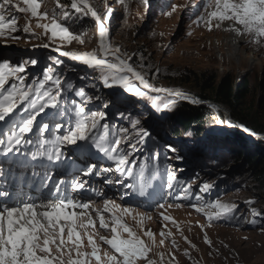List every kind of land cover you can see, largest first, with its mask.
I'll list each match as a JSON object with an SVG mask.
<instances>
[{
	"label": "rangeland",
	"instance_id": "rangeland-1",
	"mask_svg": "<svg viewBox=\"0 0 264 264\" xmlns=\"http://www.w3.org/2000/svg\"><path fill=\"white\" fill-rule=\"evenodd\" d=\"M19 2L22 4V0ZM209 2L211 0H124L123 3L120 0H88L106 26V41L113 48H120L122 58L127 59L133 68L145 76L152 89L159 90L143 89L139 81L130 76L131 83L146 91L147 96L134 95L119 82L112 80L106 85L101 70L62 55L64 51H100L94 33L95 29L99 30L98 23L90 14L85 16L72 9V0H42L40 11L48 12L49 18L40 22L50 23L54 16L69 32L80 35L84 43L77 40L69 42L59 37L53 39L50 32L44 35V29L36 27L37 19L32 18L30 13H19V30L11 36L0 37V61L8 62L12 67H24L25 70L17 74L23 77L22 86H35L51 67L53 77L60 80L61 89L57 108H48L45 113L38 115L33 122V133L25 134V139L33 140L36 146L27 148V144L22 143L18 146L20 151L6 154L11 156L16 152V161L28 159L33 163L38 161L51 165L48 167L53 173L50 187L63 181V191L66 185L76 180L83 181L84 190L68 188L65 194L79 201L90 202L91 208L101 210L110 227L113 226L112 217L105 210L106 200L111 199L120 208H132L133 213L124 215L123 222L152 249L148 259H140L137 264H148V260L154 261V264H264V196L257 192L254 181L243 170L240 155H233L234 147L242 149V152L250 147L247 144L252 140L246 135L248 132L244 131L248 127L241 124L236 129L238 123L229 117L226 106L208 99L204 100L209 102L201 104L210 117L203 131L176 138L168 134L169 125L164 119L165 114L171 110L170 102L178 98L169 95L170 92L194 95L178 87L181 72L191 69L200 74L208 71L214 74L219 66L216 64L220 61L221 68L229 72L233 79L244 75L247 83L252 86L264 80V39L255 43L247 34L237 35L228 30L227 24L232 21H224L219 27H215L216 21H213L211 31L203 22L197 24V13L206 15L204 8ZM65 10L69 12L67 18L63 15ZM29 21L36 35L23 31ZM234 37L236 40L241 39L239 46L243 51L238 59L228 54L227 40ZM31 60L36 63L32 64ZM56 60L62 63L56 64ZM109 60L114 62L111 57ZM12 83H18L14 76L9 78L5 87ZM50 86L55 87L51 81L45 84L46 88ZM78 90H83L90 99L84 100L77 96L75 93ZM259 95L261 91L255 86L248 98L253 101ZM182 100L199 104L188 99ZM25 106L26 102L19 105L12 115L19 119L15 113ZM76 106H82L86 113L105 114V119L99 123L108 124L109 138L117 134L120 136L119 147L128 154L130 162L136 164L137 174L140 167L147 164L144 195L140 194L138 179L116 172L114 161L94 147L93 140L98 141V136L105 131L103 129H99L92 140L65 143L60 162L47 159L44 153L52 151L55 138L66 134L75 123ZM250 107H257V104ZM255 109L254 115L259 116V122L264 123V110ZM0 123L8 132L10 125ZM43 123L49 124L48 130L40 131ZM57 123L63 127L57 129ZM147 124L155 129L149 131ZM141 128L146 129L150 135L137 143ZM121 129L126 131L121 132ZM45 140L47 144L43 143ZM234 141L239 142L238 145ZM168 146L175 151H171ZM155 156L158 159H154ZM101 162H106L107 166ZM13 163L8 169L2 168L0 178L21 176L26 183L32 182L36 191L47 193L40 181L50 175L48 171L38 170L28 164ZM90 164L95 165V168L91 175H84V170ZM106 167L112 168V171H104ZM102 170L107 172V177H100ZM170 172L176 177L172 188L168 187ZM149 173L152 175L149 176ZM16 179L22 184L21 179ZM205 183L210 187L202 191ZM19 196L27 195L24 193ZM217 199L235 207L229 212L211 208L210 205ZM161 204L163 208L159 207ZM198 208L204 211H198ZM90 215L96 221L95 228L78 230L82 235L85 231L93 234L100 245L102 256L107 251L119 257L114 249L100 239L111 238L110 230L100 227L95 212ZM165 216L170 219L165 220ZM83 219L87 222L88 215ZM148 230L154 233L155 244L145 235ZM161 232H170L171 235L162 236ZM121 235L127 238V233L122 230ZM161 240H164L163 245L160 244ZM84 244L83 250L91 251L86 235Z\"/></svg>",
	"mask_w": 264,
	"mask_h": 264
},
{
	"label": "snow or ice",
	"instance_id": "snow-or-ice-1",
	"mask_svg": "<svg viewBox=\"0 0 264 264\" xmlns=\"http://www.w3.org/2000/svg\"><path fill=\"white\" fill-rule=\"evenodd\" d=\"M120 2L123 3L124 0H120ZM41 6L42 0H22V4L19 0L17 2L0 0V37L11 36L12 33L19 30V13H30L32 18L37 19L36 27L44 29V35L50 32L53 39L59 37L61 40H68L69 42L77 40L84 43L80 35L69 32L68 28L58 23L54 16L50 23H41V20L49 18L48 12L40 11ZM58 7H60L59 4ZM71 8L77 13L85 16L90 14L95 18L99 25L100 51L99 53L97 51H64L63 56L101 70L105 76L106 85H108L109 80H112L119 82L134 95L147 96L146 91H142L140 87L131 83V76L139 81L143 89L159 91L152 89L145 76L133 68L127 59L122 58L120 48H113L106 41V26L97 11L88 3V0H72ZM208 8L212 10L207 11ZM175 10L173 6V11ZM204 11L206 15L197 13L196 23L203 22L209 31L213 27V21H216L215 27H219L224 21H232L233 24L228 30L234 31L237 35L247 34L252 37V42L255 43H260L264 39V0H211L206 4ZM63 15L67 18L69 12L65 10ZM108 15L110 16V12ZM23 31L32 32L33 35H36L32 30L30 21L25 25ZM12 38L17 39L18 37ZM109 57L114 62H110ZM30 62L36 63L35 60ZM55 63L61 64L62 61L56 60ZM24 70L22 65L12 67L8 62L0 61V122L10 125L7 138L0 139V153L20 151L18 146H21L22 143L31 144V140L25 139V134L32 132L36 117L45 113L48 108H57L61 89L59 78H54L52 75L53 69L49 67L43 80L35 86H22L23 77L17 74ZM13 76L18 83H12L5 87L9 83V78ZM49 81L55 87L46 88L45 84ZM75 94L84 100L90 99L83 90H78ZM169 95L198 103L194 98L187 97L181 92H170ZM25 102L26 106L20 112L15 113L16 116H19V119H16L12 114L19 105L25 104ZM170 103L174 104L175 100ZM74 111L75 123L69 127L66 134L55 138L52 151L44 153L47 159L60 162L63 155L62 146L65 143L76 144L78 141L92 140L97 135L98 130L103 129L105 131L98 136V141L93 140L94 147L114 161L116 172L131 179H138L141 185L140 194L144 195V188L147 186L145 178L147 164L140 167L138 174L135 172L136 164L130 162L128 154L119 147L121 144L120 136L117 134L114 138H109L107 135L108 124L99 123L105 119L103 112L86 113L82 106H76ZM55 127L60 129L63 125L57 123ZM48 128L49 124L43 123L40 126V131H46ZM120 131L126 130L121 129ZM244 131L249 132L250 130L244 128ZM251 134L256 135L255 133ZM149 135L150 133L146 129L141 128L137 135V143ZM43 143L47 144L48 141L45 140ZM132 147L135 148V145ZM168 147L171 151H175L171 146ZM154 159H158V156H155ZM94 168L95 165H89L83 174H90ZM104 171H112V169H104ZM0 175H2V170H0ZM151 175L149 173V176ZM175 180V175L170 172L168 174L169 188H172V182ZM50 183L51 175L41 179L40 185L47 190L48 195L39 201L32 200L31 197L13 199L12 192L7 188L0 189V264H137L140 259H148V254L152 249L144 239L123 222L124 215L133 213L132 208H120L118 205H114L112 201L106 200L105 210L112 217L113 226L110 227L101 210L91 208L90 202L79 201L65 194L68 188L76 191L84 190L85 183L83 181L76 180L74 183L66 185L63 191L61 189V185L64 184L63 181H58L51 187L49 186ZM209 187L210 185L205 183L202 191ZM159 207L163 208L164 205L161 204ZM210 207L221 212H229L235 205L221 203L217 199ZM76 209H81V211L77 212ZM197 210L204 211L203 208ZM91 212H95L98 216L100 227L108 229L112 233L111 238L100 237V239L111 249H114L119 257L107 251L102 256L100 245L96 242L93 234L85 231L82 235L81 231L78 230H87L89 227L95 228L96 221L92 219ZM117 212L120 214L117 215ZM85 215H88L87 222L83 219ZM164 219L170 218L165 216ZM121 230L127 233V238L122 237ZM85 235L91 251L83 250L85 248ZM145 235L155 244L154 233L151 230L145 232ZM161 235L168 236L171 233L161 232ZM163 243L164 240H161L160 244L163 245ZM173 243L175 242L173 241ZM148 264H154V261L148 260Z\"/></svg>",
	"mask_w": 264,
	"mask_h": 264
},
{
	"label": "trees",
	"instance_id": "trees-1",
	"mask_svg": "<svg viewBox=\"0 0 264 264\" xmlns=\"http://www.w3.org/2000/svg\"><path fill=\"white\" fill-rule=\"evenodd\" d=\"M178 81L180 89L189 91L199 98L223 104L228 109V115L232 120L247 126L255 133L264 134V123L259 122L260 117L253 113L256 111L255 108L264 110V80L252 86L247 83L246 76L233 79L229 72L221 68L214 74L211 71L200 74L189 69L181 72ZM255 86L260 89L261 95L252 101L248 97ZM173 100L175 103H171V110L164 116L169 125L167 129L169 135L181 133L191 135L206 128L205 125L210 121V117L201 104H191L178 98ZM252 104H257V107H250ZM233 143L238 145L239 142ZM249 146L247 151L243 152L242 149L234 147L233 155H240L239 158L243 160V170L248 172L254 181L257 192L264 196V139L255 138Z\"/></svg>",
	"mask_w": 264,
	"mask_h": 264
},
{
	"label": "bare ground",
	"instance_id": "bare-ground-1",
	"mask_svg": "<svg viewBox=\"0 0 264 264\" xmlns=\"http://www.w3.org/2000/svg\"><path fill=\"white\" fill-rule=\"evenodd\" d=\"M233 23H229V24H227V27L228 28H230V26L232 25ZM96 34H95V37H96V40H97V42L98 41H100V35H99V30L98 29H96V32H95ZM235 33V32H234ZM95 39V38H94ZM237 39V38H236ZM235 39V37L232 39V38H230V39H228L227 41H228V50H229V52H228V54L230 55V56H233V57H235V58H237L238 59V57L242 54V49L240 48V46H239V42H240V40L241 39H238V40H236ZM96 43V42H95ZM96 45V44H95ZM218 63H219V65H220V61H218ZM218 65V64H217ZM221 65H222V63H221ZM220 65V66H221ZM181 93H183L185 96H187V97H190V96H188L187 94H185L184 92H181ZM190 98H192V97H190ZM91 165V164H90ZM110 167H108L107 169H109ZM112 169V168H111ZM84 173V172H83ZM91 173H92V171H91ZM91 173L90 174H88V175H91ZM103 173H105V174H103ZM100 177L101 178H103L104 176H106L107 177V172H104L103 170L100 172ZM104 175V176H103ZM91 179L90 177H86L85 179ZM13 184H20V182L18 181V179H14V183ZM8 189L9 190H12L13 189V187L12 186H9L8 187ZM16 192V191H15ZM14 192V193H15ZM19 192L21 193V195H23V192H22V189H19ZM13 194V193H12ZM78 196H80V194H78ZM15 196H13V198H14ZM19 197H24V198H28L29 196L27 195V196H19ZM31 199L32 200H36V201H39V200H41V196L39 195L38 197H31ZM110 201H112L111 199H109ZM81 201V200H80ZM80 209H76V211H79Z\"/></svg>",
	"mask_w": 264,
	"mask_h": 264
},
{
	"label": "water",
	"instance_id": "water-1",
	"mask_svg": "<svg viewBox=\"0 0 264 264\" xmlns=\"http://www.w3.org/2000/svg\"><path fill=\"white\" fill-rule=\"evenodd\" d=\"M188 96L194 98L195 100L198 101L199 104H203V103H206V102H209L208 100H204V99H200V98H197L196 96L192 95V94H187ZM239 125V126H238ZM236 129H239V127L241 126V124H236ZM147 128L149 131H153L155 128L153 126H150L147 124ZM251 133H255V132H248L246 133V135L249 136V138H251V140L255 139V138H259V139H264V134H260V133H255L256 135H252ZM173 137H185V136H188V134H184V133H181V134H177V135H171ZM230 137H233V134H230ZM249 145V144H247Z\"/></svg>",
	"mask_w": 264,
	"mask_h": 264
}]
</instances>
